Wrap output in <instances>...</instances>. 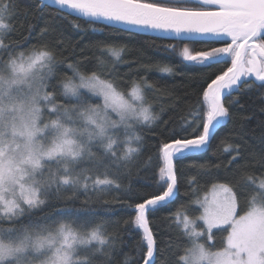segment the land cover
<instances>
[{"label": "trees", "instance_id": "1", "mask_svg": "<svg viewBox=\"0 0 264 264\" xmlns=\"http://www.w3.org/2000/svg\"><path fill=\"white\" fill-rule=\"evenodd\" d=\"M136 1L208 9L186 0ZM255 41L264 50V33ZM233 43L141 34L66 13L41 0H0V72L19 56L46 53L50 65L43 90L56 108L49 116L99 107L101 99L85 90L65 91L68 81L92 75L124 95L137 86L150 113L146 121L115 126L106 139L90 141L75 158L44 161L37 171L38 202L14 215L0 214V241L16 244L65 226L79 236L91 235L87 243L75 246L68 264H187L184 256L192 238L180 219L198 218V200L212 186L232 191L238 216L254 204L264 208L259 185L264 178V79L245 76L224 96V121L206 148L174 156L173 197L146 208L154 244L147 259L149 239L139 223L138 207L168 187L162 149L202 135L209 114L207 86L231 66L229 55L205 61L193 55ZM186 45L187 59L182 57ZM197 229L207 251L224 248L227 227L213 228L210 239L201 224Z\"/></svg>", "mask_w": 264, "mask_h": 264}, {"label": "rangeland", "instance_id": "2", "mask_svg": "<svg viewBox=\"0 0 264 264\" xmlns=\"http://www.w3.org/2000/svg\"><path fill=\"white\" fill-rule=\"evenodd\" d=\"M240 42L193 56H198V61H205L229 55L232 65ZM189 53L188 45L184 46L182 57L189 58ZM244 62V76H251L249 50ZM259 62V78H264V59ZM8 64L7 69L0 72V214L6 216L38 202L37 171L44 161L75 158L83 153L90 141L106 139L109 130L115 126L146 121L150 117L137 86L124 95L96 75L78 76L74 81H68L65 91L76 94L85 90L101 99L99 107L78 114L61 111L60 116L51 117L49 115H55L56 108L43 90L50 65L48 55L34 52L19 56ZM183 151L184 148L178 147L173 154L176 156ZM259 185L264 190V178ZM198 205L200 214L196 220L180 219L192 238V246L184 256L187 264H264L262 206L254 204L238 216L232 191L219 184L204 193ZM197 223L206 229L209 239L213 228L227 227L224 248L207 251L199 241L202 231L197 229ZM90 237L79 236L63 226L16 244L0 241V264L9 261L10 264H68L75 246L87 243Z\"/></svg>", "mask_w": 264, "mask_h": 264}, {"label": "water", "instance_id": "3", "mask_svg": "<svg viewBox=\"0 0 264 264\" xmlns=\"http://www.w3.org/2000/svg\"><path fill=\"white\" fill-rule=\"evenodd\" d=\"M41 1L69 14L141 34L185 41L208 38L241 41L232 65L207 86L205 99L209 105V114L202 135L189 140L170 142L162 149L168 187L164 194L138 207L139 223L149 239L148 259L154 244L147 226L146 208L157 202L169 201L175 193L174 150L182 147L186 153L206 148L224 121V96L229 90L236 88L245 77L244 61L247 50L252 60L251 77L256 80L264 79L259 78L258 74L259 61L264 59V50L254 41L264 33V0H186L207 6L206 10L164 7L135 0ZM143 264H148V261Z\"/></svg>", "mask_w": 264, "mask_h": 264}]
</instances>
